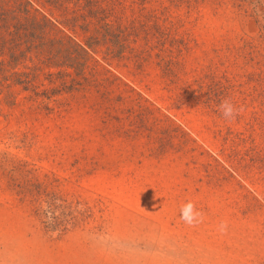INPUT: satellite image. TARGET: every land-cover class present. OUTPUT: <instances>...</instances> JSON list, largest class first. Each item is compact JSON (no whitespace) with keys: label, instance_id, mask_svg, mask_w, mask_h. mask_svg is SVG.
Masks as SVG:
<instances>
[{"label":"rangeland","instance_id":"rangeland-1","mask_svg":"<svg viewBox=\"0 0 264 264\" xmlns=\"http://www.w3.org/2000/svg\"><path fill=\"white\" fill-rule=\"evenodd\" d=\"M241 1L52 9L77 17L59 36L89 49L94 76L58 94L50 116L15 86L0 159L32 164L76 220L66 235L45 231L0 168V264H264V0ZM225 98L243 108L235 120L218 111Z\"/></svg>","mask_w":264,"mask_h":264},{"label":"trees","instance_id":"trees-1","mask_svg":"<svg viewBox=\"0 0 264 264\" xmlns=\"http://www.w3.org/2000/svg\"><path fill=\"white\" fill-rule=\"evenodd\" d=\"M60 2L64 0H0V57H4L0 60V117L4 115V105H16L18 94L12 90L15 86L23 87L25 100L31 103L32 108L50 116L61 109L51 106V101L54 102L58 94L75 91V85L83 86L82 83H89L90 76H94L85 67L89 49L77 44L69 46L59 36L66 24L77 21V17L65 21L54 17L52 9H61ZM241 2L249 3V0ZM262 32L263 37L264 28ZM74 54L78 59L73 57ZM82 57L85 58L83 65L79 63ZM27 60L34 64L32 74L19 70ZM42 66L48 71L41 73ZM58 67L75 68L79 78H74L67 71H52ZM0 168L9 179L10 191L31 208L32 216L45 231H60L59 235L69 232L67 226L73 225L76 219H66L69 215L67 207L61 206L63 200L35 180L37 171L32 164L7 157L4 162L0 159ZM69 210L72 213L71 206Z\"/></svg>","mask_w":264,"mask_h":264},{"label":"clouds","instance_id":"clouds-1","mask_svg":"<svg viewBox=\"0 0 264 264\" xmlns=\"http://www.w3.org/2000/svg\"><path fill=\"white\" fill-rule=\"evenodd\" d=\"M218 111L221 116L228 121L235 120L237 116L243 112V108H237L231 101L230 98L222 99L220 104L217 106ZM194 209V205L189 202L182 206L181 209V219L184 220L185 223L192 224L197 217L201 216L200 213H194L193 216H189V212ZM227 225H222V228L226 229Z\"/></svg>","mask_w":264,"mask_h":264}]
</instances>
